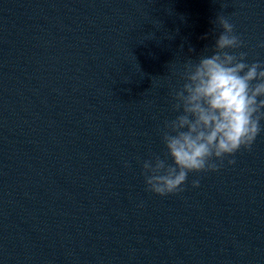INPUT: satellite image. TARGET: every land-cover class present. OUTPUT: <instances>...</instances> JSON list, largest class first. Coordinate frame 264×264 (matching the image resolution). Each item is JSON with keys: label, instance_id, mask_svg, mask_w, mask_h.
Wrapping results in <instances>:
<instances>
[{"label": "clouds", "instance_id": "clouds-1", "mask_svg": "<svg viewBox=\"0 0 264 264\" xmlns=\"http://www.w3.org/2000/svg\"><path fill=\"white\" fill-rule=\"evenodd\" d=\"M214 24L222 31L210 54L185 60L182 84L172 89L175 115L160 129L164 153L142 161L146 190L161 197L183 192L189 173L218 171L264 131V62L237 51L244 42L225 15ZM191 183L197 188L200 179Z\"/></svg>", "mask_w": 264, "mask_h": 264}]
</instances>
